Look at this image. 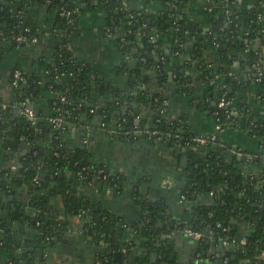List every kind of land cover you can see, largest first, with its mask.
I'll list each match as a JSON object with an SVG mask.
<instances>
[{
	"label": "trees",
	"instance_id": "obj_1",
	"mask_svg": "<svg viewBox=\"0 0 264 264\" xmlns=\"http://www.w3.org/2000/svg\"><path fill=\"white\" fill-rule=\"evenodd\" d=\"M99 1L108 9L109 20L114 23V30L119 33L116 41L121 54L125 58H138L143 67L157 68L160 89L166 86L169 67L173 69L177 79L186 80L188 78L185 70L187 67L189 69L192 63L177 64L178 56H172L166 52L160 40L153 39L155 28L173 26L172 15H168L166 12L150 14L145 10L130 11L127 5L128 0ZM217 1L224 3L222 0ZM231 1L232 4L230 3L228 6L232 11L230 17L225 22V18L216 19L213 16L212 18L216 20L207 39V43L217 46L219 53L222 54L221 58L223 59H219L217 62L219 70L230 69L228 53L233 47L242 46L244 39L241 40V36H248L247 45L257 38L261 39L262 45H264V21L260 18V14L263 12L257 9L258 4L264 0H250L249 2L253 4L251 7L247 3L238 4L236 0ZM49 2L51 7L57 8L56 28L63 34L58 36L59 41L55 46L52 61L48 63L44 60L43 62L44 65L46 64L44 67L46 72L30 74L25 68L16 67L15 70L21 71L22 74V79L16 88L17 92L20 96L26 95L30 99V96L37 95V92H53L52 114L60 112L73 122L83 123V116L91 109H95L98 114L105 117L104 122L111 123V113L107 110V106H111H98L99 97L111 93L110 87L95 78L89 65L79 62L68 48V37L70 36L67 34L74 26L76 29V24L75 21L70 23L60 12L62 9L73 12L75 5L72 0H49ZM72 17L74 18L73 14ZM26 28H29V31H26ZM12 32L16 35L38 36L29 20L17 16L16 11L10 10V7L0 0V38H7L6 41L18 45L9 38L12 36ZM186 36L184 26H180L177 38L187 44ZM181 48L174 47L180 53L190 50L185 46ZM194 52L197 54L193 57L194 60L197 59L198 65L205 74L212 76V69L198 55L197 51ZM248 61V64L252 66L261 59L253 53ZM183 67L185 69L182 70ZM251 90L255 91L256 96L264 101V63L260 75L257 70H252L251 80L245 78L239 80L235 76L227 75L225 80L212 85L209 97L205 96L202 101L215 119L224 123L231 119L236 121L235 125L231 127L227 125L228 128L242 129L259 137L263 141L264 150V116L261 117L252 112L244 104L247 102H243L245 94ZM160 94L151 92L150 89H144L138 95V103L148 106L154 111L158 110L162 108L163 101ZM62 96L65 97L64 100ZM223 97L231 100L232 103L227 107H220L219 102ZM25 98V96L18 98V105L25 104ZM234 110L240 114L235 116L232 114ZM14 111L15 108L12 104L6 108L0 105V242L2 243L0 248L10 252L12 255L10 263L37 264L38 260L43 259L42 256H38L37 252H42V250L45 252L48 245L56 241L55 238L61 237L68 231L69 216L71 215L80 218L83 222L84 232L95 240L108 239L114 233L116 219L102 206L97 207L96 204L85 200V196L78 191L81 176L86 178L81 180V183L86 185L93 184L97 179L104 183L99 178V175H105V172L99 173V169L104 168L105 170L104 164L95 162L88 148H78L74 151L68 147L64 142L66 135L64 132H67V129H56L45 120L38 121L35 126L24 125L20 122L23 118L16 115ZM213 113H216V116ZM91 114L88 113V115ZM154 119L157 127L161 129L165 120L159 115L154 116ZM147 121H142L141 126L147 125ZM124 124L131 126L134 122L132 121L129 125L126 122ZM166 127L172 133H179L186 139L191 136L181 133L185 128L181 127L178 122L167 124ZM188 151L192 163L188 168L190 174H188L189 172L186 174L188 183L181 189L182 194L191 201L196 198L202 199L197 195L202 191L214 190L215 192L214 199L205 200L197 206L198 212L191 225L210 235L213 231V237L218 240L220 238L232 240L237 236L236 230L233 229L236 219L249 221L253 227L250 235L245 237V242L227 246L223 254L220 253L223 258L229 260L230 264L241 262L264 264V157L262 154L255 157V161L261 165L260 173L257 175L243 172L237 158L233 160L234 162H227L223 156L217 159L219 151L213 152L210 154L211 156L205 158L199 156L203 153H196L192 148ZM108 174L107 182L112 184V187L118 185L117 189L120 190L119 180V184H117L116 176ZM22 192L27 196L28 202L23 198L20 200L19 196ZM54 199L62 203L61 209L52 205ZM26 205H29V210H26ZM153 210L151 209L152 212ZM151 211L148 216L144 217L146 221L143 220L142 225L138 227V234L145 240L143 244H146V253L138 255L136 262L132 264H160L152 259L150 254L152 250H148L153 247H147L152 246L153 236L160 232L156 225L157 219L149 218L153 215ZM23 212L25 213L23 219L25 218L37 230L35 242L34 238L33 242L27 243V241L16 239L11 234V221L20 219ZM218 222L221 223V227L217 226ZM224 227H229L230 230L224 231ZM120 237H122L121 232L118 233V238L120 239ZM206 239L208 238L201 241L204 247L208 245ZM31 244L34 245L32 251L29 250ZM112 246L115 249L123 247L116 237L112 239ZM107 262L106 260L104 264Z\"/></svg>",
	"mask_w": 264,
	"mask_h": 264
},
{
	"label": "crops",
	"instance_id": "obj_2",
	"mask_svg": "<svg viewBox=\"0 0 264 264\" xmlns=\"http://www.w3.org/2000/svg\"><path fill=\"white\" fill-rule=\"evenodd\" d=\"M2 1L10 7V10L16 11L17 16H24L26 20H29L31 26L35 28L38 34V40L35 43L14 44L12 47L0 45V47H3V49H0V99L12 104V106L14 105V108L16 107L14 113L23 118L20 122L27 125V118L18 109L17 99L21 96L28 97L26 95L20 96L16 89L18 86L13 84L15 69L19 66L25 68L30 74L46 72L44 69L46 64L44 65L43 62L44 60L48 63L52 61L55 46L59 41L58 36H62L63 33L61 34L59 29L56 28L57 8L51 7L49 0ZM222 1L224 3H219L217 0H128L127 5L130 11L145 10L150 14H164L166 12L168 15L173 16V26L161 29L155 28L153 36L160 40L166 52L169 51L172 56H178L176 58L177 64L192 63L189 69L187 67L185 70L188 78L182 80V84H185L186 87L179 92V84L177 83L179 79L176 78L175 73L174 81H169L168 79L166 86L160 89L159 76H156L159 73L157 68L143 67L138 58H125L121 54L116 41L119 33L114 30L115 25L109 20L108 9L103 4H100L99 0H90L88 2L72 0L75 5L72 14L76 29L68 37V48L79 62L89 65L95 78L110 87L111 93L99 97L98 106L114 105L117 108H125V105L119 101L112 102L113 95L115 96L116 94L115 87L118 88L119 97L124 101L128 99L127 93H134L135 87L140 85L139 93L144 89L161 93L160 96L165 97L162 101V108H167L169 118L172 117L173 120L175 119L185 124V129L189 133L196 135L209 133L208 135H210V132H212V135L218 136L221 142L219 145L224 147L221 146L223 149L218 150L219 156H217V159L223 156L227 162H232L237 158V162L242 166L243 172L246 174H259L261 165L255 161L256 156L248 158L245 155L233 152L229 147L233 144L245 153L257 154L263 150V141L256 135L245 134L247 131L242 129L234 130V133L230 131L232 130L231 128L223 131L218 130L213 115L202 101L211 92L212 85L218 84V81L225 80L227 75L235 76L239 80H243L246 76V80H251L253 69L248 64L251 54H256L264 63V45H262L261 39L257 38L250 42V45H247L249 42L248 36H241L240 39H244L242 46L233 47L228 53L230 69L219 70L217 62L219 59H223L221 58L222 54L219 53L217 46L207 43V39L212 31L214 21L220 18L219 15H224L225 22L228 20V6L230 3L232 4V1ZM246 1L236 0V3H247L248 6L253 5L249 2L250 0ZM131 8L134 9L131 10ZM258 8L263 12V14H260V18L264 21V2L261 1V4H258ZM213 16L216 19L212 18ZM180 26H184V34H189L187 44L178 42L177 33L180 30ZM236 41L238 42V40ZM176 46L182 48L185 46L190 50L180 53L177 49H174ZM193 50L197 51L198 55L212 69V76L205 74L198 65L197 59L194 60L195 58L193 57L197 56V54ZM241 54H246L247 56ZM132 60H137L136 64H132ZM238 60L240 64L235 66V62ZM183 69L185 68L183 67ZM36 94H32L30 96L31 99L28 98L29 102L24 101V103L26 107H28V104L32 106L41 121L48 120L53 112L51 98L54 93L42 91ZM125 95L126 97H124ZM243 102H247L244 104L252 112L261 117L264 116V101L256 96L255 91H248L245 94V98H243ZM140 107L145 111L152 110L148 106L141 105ZM133 109L135 112V105ZM88 113L83 116V123L80 128L74 127L66 132L64 142L74 151L89 145L90 147L87 148L91 152L92 159L109 167L110 171L119 177L122 187L119 192L109 189L100 194L96 192V186L93 184L90 186L80 184L78 191L91 204H96L97 207L100 205L110 212L117 223L114 233L109 238L115 239L116 237L119 240L118 233L122 232L125 235L124 240L126 242L119 240L120 244L122 246H126V243L128 245L133 244L132 249L135 248V250L131 249L128 254H136L138 257V255L142 254H138L136 251L143 248L142 245L136 244L140 236L130 232L127 227L136 228L142 223L146 212L149 213L151 209H154L151 212L153 213V218L157 219V226L163 222H166L168 226L171 222L191 221L193 217L190 213L191 207H194L193 202L200 198L192 201L182 198L181 185L187 181L186 174L189 172L188 168L192 163V159L189 151L184 152L181 149L164 147L160 140H154L155 143H152L142 136H135V138L131 137L120 141L115 140L112 136L106 135L102 131L105 127L100 124L98 115L94 113L88 115ZM162 113L167 114L164 110H162ZM133 115L137 119L141 118L142 114L141 112L140 114L135 112ZM255 117L257 118L256 115ZM165 121L168 122V119L166 118ZM84 128L96 129H94L93 134L83 135L81 130L83 131ZM165 142H168V140ZM203 154L201 158H204ZM183 157H187L188 160L182 163ZM186 163L188 164L187 167L185 166ZM181 173L183 174L181 175ZM197 195L202 197L200 202L207 200L206 197L214 199V195L209 193ZM19 198L20 200L23 198L28 202L27 196L23 192L20 193ZM52 205H56L60 209L63 206L56 199L52 201ZM26 208V210H29V205H26ZM24 214L23 212L20 219L11 221V234L16 239L20 237L19 240L27 241V243L33 242V240L35 242L37 230L25 218L23 219ZM247 223L248 225H246ZM80 227H83L80 218L75 215L69 216L68 231L51 244L53 250L50 255L46 252L43 253L42 264H98L103 259V254L110 259L111 264H125V258L129 259L128 256H125V251H122L123 257L121 261L115 262L113 254L108 253L111 247L114 248L112 249L113 251L115 250V247L112 246V240L110 242L111 247H108L107 253H104L101 249L103 245L97 244L96 240L86 234L84 230H81ZM252 227L249 221L236 219V224L233 226L237 235L235 239L242 242V239L245 238L244 234L247 230L252 231ZM169 240H171L170 244ZM106 242L108 243L109 239ZM162 243L165 246L166 253H170L169 264L221 263L214 259L215 256H212L214 254L213 249L212 251L208 250L209 252L205 250L208 253L207 255H205V252L198 253L199 246L190 242L189 238L183 235L182 232L178 234L170 232L166 241ZM30 248H34L33 245ZM48 249H50L49 246ZM10 256V252L0 248V264H12L10 263L12 259ZM128 264L132 263L129 261Z\"/></svg>",
	"mask_w": 264,
	"mask_h": 264
},
{
	"label": "water",
	"instance_id": "obj_3",
	"mask_svg": "<svg viewBox=\"0 0 264 264\" xmlns=\"http://www.w3.org/2000/svg\"><path fill=\"white\" fill-rule=\"evenodd\" d=\"M79 1H82V0H79ZM251 7V6H250ZM132 9H134V8H131V10ZM258 9V11H260V8H257ZM133 11V10H132ZM223 16L224 15H219V17L221 18V19H223ZM21 17H24V16H21ZM67 17L65 16V19H66ZM26 19V18H25ZM33 29H34V27H33ZM174 29V28H173ZM187 35V34H186ZM188 36H189V34L186 36V38H188ZM178 39V38H177ZM179 40V39H178ZM178 42H182V41H178ZM0 45H2V46H5V47H12L14 44L11 42V41H6V42H0ZM168 47V46H167ZM169 52V51H168ZM170 53V52H169ZM249 54H251V53H249ZM241 55H244V56H247L246 54H241ZM252 55V54H251ZM189 58V57H188ZM190 59H192L191 57H190ZM136 62H137V60H132L131 61V63L132 64H136ZM238 64H240V61L238 60V61H236L235 62V66L236 65H238ZM235 66H233L234 68H235ZM168 79H169V81H174V71H173V69L171 68V67H169L168 69ZM156 76H159V73L156 75ZM245 79H247V77L245 76ZM20 82V81H19ZM177 83L179 84V86H178V92L181 90L182 91V89L183 88H185L186 87V85L185 84H182V79H179L178 81H177ZM140 87H141V85L140 86H137V87H135V89H134V93H131V92H128L127 93V98L129 99H131V98H133L134 100L133 101H130V100H126V101H124V100H122L120 97H119V94H118V92H117V90H118V88L117 87H115L114 88V90L116 91V94H115V96H113L114 98H112L113 100H112V102H114V101H119L120 103H122V104H124L126 107L124 108V109H122V111H120L119 113H117V115H120L121 113L122 114H127V112L129 111V108H133L134 107V105H135V112H136V114H140V112H141V118H137V119H135L134 118V115L129 119V120H127L126 121V123L129 125L132 121L134 122V124H133V126H139V125H141V123H142V121L143 120H148L147 121V127H149V128H157V124H155V119H154V116H157V115H159V116H161L163 119H165L166 120V118L168 119V122L167 121H165L164 123H162V125H161V130H164L165 132H168V131H170L169 130V128H167L166 127V125L167 124H171V123H175V122H178V124L179 125H181V127L183 126L184 128H186V125L185 124H182L181 122H179V121H177V120H173V118L171 117V118H169V114H168V112H167V108L165 107V109H163V108H159L158 110H147V111H145V110H143V108H141L140 106V103H138V95H139V91H140ZM192 88V87H191ZM124 97H126V95L124 96ZM161 97V99L162 100H164V98H163V96H160ZM25 101L28 103L29 102V99L28 98H25ZM124 102H126V103H124ZM101 103H105V102H101ZM28 107H30V108H32V106L30 105V104H28ZM164 107V106H163ZM162 110H164L167 114H163L162 113ZM236 112H234V115L235 116H238L240 113L237 111V110H235ZM98 115V114H97ZM98 117H99V122H100V124L101 123H103L104 122V116L103 115H101V114H99L98 115ZM119 120L121 121V117H119ZM118 120V121H119ZM132 120V121H131ZM45 121H47V120H45ZM117 121V122H118ZM214 121H215V124H217V121H216V119L214 118ZM39 122H42V121H39ZM117 122H113L114 123V126L116 125V124H118ZM29 124V122L27 121V125ZM50 125H52L51 123H50ZM113 126V124H112V122L111 123H107V127H112ZM129 128H131V126L129 127ZM94 129H96V128H93V129H90V130H81V133L83 134V135H86V134H93V131H94ZM229 128L228 127H226L225 128V130H228ZM106 135H110V136H113V135H111V134H109L108 133V131L107 130H102ZM231 132H233L234 133V130L232 129V130H230ZM229 131V132H230ZM188 132V133H187ZM181 133H184V134H190V135H196V134H193V133H189V131L188 130H186V129H183V132H181ZM179 134V133H178ZM209 134V133H208ZM208 134H202V135H208ZM245 134H249V132H245ZM210 135H212V132H210ZM124 136V137H123ZM123 136H117L116 137V139L115 140H118V141H120V140H122L123 138H127V136H126V134H123ZM136 136H142V137H144L145 139H147V140H149L150 142H152V143H155L154 142V139L149 135V134H147L146 132H141V133H139V134H137ZM241 136H243V134H241ZM65 138V137H64ZM132 138H135V137H132ZM172 138H174V140H172V139H170V140H168V142H165V141H167V140H165V138H164V136H163V138L160 140L161 142H162V145H164V147H169V148H171V147H173V148H176V149H181V150H183L184 152H188V150L190 149V148H192L193 150H194V152H196V153H205V154H203L204 156V158L205 157H208L210 154H212L213 152H216V151H218V150H220V149H223L221 146H219V145H211V146H208V145H201V146H199L198 148H193L191 145L189 146V145H187V143H186V138H184V137H182V138H180L179 139V136H175V137H172ZM172 140V141H171ZM175 140H177L179 143H177V141H175ZM165 142V143H164ZM200 157L202 156V154H200L199 155ZM242 157V156H241ZM239 159H240V156H239ZM188 160V158L187 157H183L182 158V163L183 162H186ZM228 160V159H227ZM186 167L188 166V164L186 163V165H185ZM105 172L106 173H110V169H109V167H106L105 168ZM111 174H114L115 175V173H113V172H111ZM183 173H181V175H182ZM258 175V174H257ZM100 178V177H99ZM104 182V181H103ZM188 183V181H185L182 185H185V184H187ZM83 185H84V183H83ZM88 186H90V185H92V184H87ZM93 185L94 186H96V192H98V193H102V192H106V190H109V189H111L112 191H113V189H112V184H110L109 182H104V183H102L100 180H95L94 181V183H93ZM182 188H183V186H181ZM206 199L207 200H210V198H207L206 197ZM209 203V202H208ZM148 212H146L145 214H147ZM33 223V222H32ZM82 224H83V222H82ZM246 225H248V223L246 224ZM81 228V230H84L83 229V227H80ZM128 230L130 231V232H135V230H136V228L135 227H130V228H128ZM250 230L248 231L247 230V232L244 234V237H246V236H249L250 235ZM179 233V232H178ZM177 233V234H178ZM183 235H185V236H187L188 238H189V240H190V242H192V243H195L196 245H200V241H197V240H195V239H193L192 237H190V236H188L187 234H185L184 232L182 233ZM125 235L122 233V237H120V241H122V242H126V240H124V237ZM175 238V237H174ZM19 239H20V237H19ZM108 239H109V242L107 243L106 242V238L105 239H102V241L100 242L99 240L97 241H95L97 244H101V245H103V247L101 248L102 249V251H104V252H107L106 250H107V248L108 247H111V244H110V242H111V240H112V238H109L108 237ZM55 240H58V237L57 238H55ZM94 240V239H93ZM145 240L144 239H142V238H139V240H137L136 241V244L137 245H143V242H144ZM135 242V241H134ZM171 243V240H169V244ZM210 243V240H207V244H209ZM126 245H128V243H126ZM49 246V248L50 249H46V253H48L49 255L51 254V252H52V250H53V247L51 246V244H49L48 245ZM121 246H122V244H121ZM3 250H5L6 251V249H4V248H2ZM111 250H109L108 251V253L109 254H113V260L115 261V262H118V261H121V259H122V257H123V252H122V250H120V248L119 249H115L114 251L112 250V249H114L113 247H111L110 248ZM29 250L30 251H32L33 249L32 248H29ZM148 250H152L153 251V253H152V259H156L157 258V256H158V251L156 250H153V248H150V249H148ZM21 252H23V250H21ZM145 252V250L144 249H141L140 250V253L141 254H143ZM38 253V256L40 257V256H42L43 255V250H42V252L41 251H38L37 252ZM11 255V254H10ZM10 257H12V255L10 256ZM136 258H137V256H136V254H132L131 256H130V259H129V261H130V263H134V262H136ZM233 258L235 259V256H233ZM37 264H42V260H39L38 261V263ZM219 264H222V261H221V263H219Z\"/></svg>",
	"mask_w": 264,
	"mask_h": 264
},
{
	"label": "built area",
	"instance_id": "obj_4",
	"mask_svg": "<svg viewBox=\"0 0 264 264\" xmlns=\"http://www.w3.org/2000/svg\"><path fill=\"white\" fill-rule=\"evenodd\" d=\"M228 13H229V17H230L232 11L230 9H228ZM61 14L64 17L66 16L67 17L66 19H68L70 23H74V18L72 17V11H66V10L62 9L61 10ZM144 26H146V24H144ZM25 30L29 31V28H26ZM74 30H75V26L71 30V32L69 34H67V35L70 36ZM12 33H13L12 36L9 37V38L14 40V42H16V44H18V45L26 44V43H35L38 40L37 36H29V35H25V34L16 35V34H14V32H12ZM1 34H3V33L1 32ZM153 39H155V38L153 37ZM0 40L1 41H6L8 39L7 38H2V39L0 38ZM252 69L253 70H257L259 72V75H260L262 73V69H263V61H258V62H255L254 64H252ZM21 79H22L21 71L15 70L14 78H13V84L18 86V83H19V81H21ZM62 99L64 100L65 97L62 96ZM231 103H232L231 100H228L227 98L223 97V98H221V100L219 102V106L220 107H227ZM9 104L10 103H7L4 100L0 101V105L3 108L8 107ZM13 107H14V105H13ZM18 109L20 110L21 114L27 118V121L29 122V124L35 126L38 123V121H41L40 117L38 116L36 111L34 109L30 108V107H26L25 104L18 105ZM90 111H94V109H91ZM234 112H236V111L235 110L232 111V114H234ZM213 114H214V116H216V113H213ZM47 121L49 123H51L54 128L63 129V130L67 129L66 131H68L69 129H72L74 127L78 129L82 125V123H80V122H73L72 120L69 119V117L64 116L60 112L57 113V114H52ZM216 121H217V124H216L217 125V129L220 130V131L221 130L223 131L227 127V125L230 126V127L232 125H235V122H236L234 119H231V120H229V122L227 121L225 123L221 122L219 119H216ZM101 125L103 127H105L103 129L107 130L108 133H110L113 136L114 135L117 136V135H120V134L121 135L126 134V136H128V138H131V137H135L137 134H139L141 132H146L155 141L161 140L163 138V136H164L165 140H170V139H172V137H175V136H179V139L182 138L181 134L172 133L171 131L165 132L164 130L159 129L158 127L157 128H149V127H147L148 125H144V126H141V125L137 126L136 125V126H132L129 129H123V130H121L119 128H115L113 126L112 127H107V124L105 122L101 123ZM84 130H90V128H86V129L84 128ZM64 133H66V132H64ZM186 143L189 146L191 145L193 148H198L201 145H208V146H210V145H219L221 142H220L218 136H216V135H205V136L204 135H193V136L191 135L188 139H186ZM221 146L224 147L223 145H221ZM229 149H232L233 152H236L239 155H245L248 158H254L255 156H258L260 154H262V156L264 157V150L260 151L257 154H249L247 152L245 153L242 150L238 149L233 144L230 145ZM13 168H15V166H13ZM99 173L100 174L103 173V169H99ZM213 192H211L209 194H212L215 197V192L214 193ZM200 193H205V191H202ZM200 193H198V194H200ZM183 198H185V195H183ZM217 226L221 227V223L218 222ZM223 230L224 231H229L230 228L229 227H224ZM184 233L187 234L188 236L192 237L193 239L197 240V241H202L206 237L208 239L209 238L210 239L214 238L213 237V235H214L213 231H211V235H210L208 232H205V231L203 232V231L195 229L191 224L185 225ZM245 240H246L245 238L242 239V243H244ZM237 242H241V241H237L236 239L229 240L227 238H225L223 240L224 246L234 245Z\"/></svg>",
	"mask_w": 264,
	"mask_h": 264
},
{
	"label": "flooded vegetation",
	"instance_id": "obj_5",
	"mask_svg": "<svg viewBox=\"0 0 264 264\" xmlns=\"http://www.w3.org/2000/svg\"><path fill=\"white\" fill-rule=\"evenodd\" d=\"M208 100V99H207ZM126 107V106H125ZM205 107H207V106H205ZM107 110L108 111H110V113H111V120H110V122H112V124H113V127H115V128H119V129H121V130H123V129H129V127L130 126H125V122L127 121V120H129V118H131L132 116H133V114L135 113L134 112V109L133 108H129V111L127 112V114H120V115H117V113H119L120 111H122V108H117V107H114V105H112L111 107H108L107 106ZM90 112H92V113H94L95 115H97L98 113H97V110L95 111V109H94V111H90ZM99 115V114H98ZM119 117H121V121L119 120ZM119 120V121H118ZM117 122L118 124H116L115 126H114V123L113 122ZM106 124L108 123V122H105ZM124 124V125H123ZM133 125H131V127H132ZM117 136H123V135H117ZM117 136H112L114 139H116V137ZM124 137V136H123ZM123 139H129L128 138V136H127V138H123ZM173 139V138H172ZM87 145V144H86ZM88 148L90 147L89 145L87 146ZM86 146L85 147H82V148H87ZM105 166V165H104ZM103 166V167H104ZM105 168H106V166H105ZM103 169V172H105V170H104V168H102ZM110 174H111V171H110ZM188 174H190V172L188 173ZM108 173H106L105 172V175H102V176H100L99 175V177L101 178V180L102 181H107L108 180ZM112 175V174H111ZM115 176H116V182H117V184H119L120 183V179H119V177L115 174ZM81 178V180H83V179H86L85 177H80ZM81 180L79 181L80 182V184H82L83 185V183H81ZM118 180H119V183H118ZM188 181V180H187ZM91 184V183H90ZM86 184L84 183V186H85ZM120 186L122 187V184H120ZM181 186H183V187H185V185H181ZM118 188V185H115V186H113L112 187V189H113V191L114 192H119L120 190L119 189H117ZM214 190H210L209 192H205V193H211V192H213ZM214 193V192H213ZM181 197L183 198V194H182V192H181ZM186 198V197H185ZM213 198H215V197H213ZM186 200H188V198H186ZM200 200L201 199H198L197 201H195V202H193L194 203V207H191V214H192V218H191V221H188V222H186V221H178L177 223H175V222H171L168 226L166 225L167 223L166 222H163L161 225H159L158 226V228H159V233L157 234V235H155V236H153V239H152V241H151V245L152 246H147V247H153V250H157L158 251V256H157V258L156 259H153L154 261H158L160 264H169V255H170V253H166V251H165V249H164V244L162 243V242H164V241H166V238L169 236V234H170V232H172V234H175V233H178V232H184V227H185V225H188V224H193L192 223V220L195 218V215H196V213L198 212L197 211V206L198 205H200V204H202V202H200ZM192 201V200H191ZM147 216H148V214H146ZM145 215V216H146ZM149 218L150 219H153L154 220V218L152 217V216H149ZM143 220H145L146 221V219H143ZM142 220V221H143ZM117 223V222H116ZM142 224H139L137 227H136V230H135V232L134 233H136L138 236H140L138 233V227L139 226H141ZM130 226H128L127 228H129ZM122 233V232H121ZM112 236V235H111ZM111 236H109V237H111ZM140 238H142L141 236H140ZM225 238H220V240H218V239H216V237L215 238H212V239H206V240H210V243L205 247V249H203V244H202V242L200 241V245H199V251H198V253H203V252H205V250L206 251H208V250H210V251H212V249H213V251H214V254L212 255V256H215L214 257V259L216 260V261H219V262H221L222 261V264H228L229 263V260L227 259V258H223L222 257V255H221V253L223 254V252L225 251V248L227 247V246H224V244H223V240H224ZM100 242L102 241V239H98ZM206 243H207V241H206ZM2 243L0 242V245H1ZM34 246V245H33ZM143 246V248H144V250H145V252L144 253H146V244H143L142 245ZM132 247H133V244H130V245H126V246H123L122 248H120V250H122V251H125V256L127 257H129V259H130V256L131 255H129L128 254V252H130V250L132 249ZM160 247H162V248H160ZM142 248V249H143ZM32 249H34V248H32ZM117 249H119V248H117ZM21 250V249H20ZM132 250H135V248H133ZM107 251V250H106ZM138 254H141L140 253V249L139 250H137L136 251ZM209 252V251H208ZM221 252V253H220ZM104 253H107V252H104ZM143 253V254H144ZM152 253H153V251L150 253L151 254V257H152ZM208 253L207 252H205V255H207ZM221 255V256H220ZM103 256V259H101L100 260V263H98V264H104L105 263V261L107 260L108 262H107V264H111L110 263V259L106 256V255H102ZM100 257V256H99ZM129 259H127V258H125V260H124V263L125 264H128V262H129ZM39 261V260H38ZM208 263H209V261H208ZM230 264V263H229Z\"/></svg>",
	"mask_w": 264,
	"mask_h": 264
}]
</instances>
